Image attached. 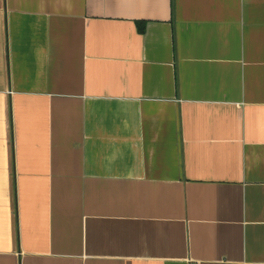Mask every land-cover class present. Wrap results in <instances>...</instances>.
<instances>
[{
  "label": "crops",
  "instance_id": "0c3cea01",
  "mask_svg": "<svg viewBox=\"0 0 264 264\" xmlns=\"http://www.w3.org/2000/svg\"><path fill=\"white\" fill-rule=\"evenodd\" d=\"M0 264H264V0H0Z\"/></svg>",
  "mask_w": 264,
  "mask_h": 264
}]
</instances>
